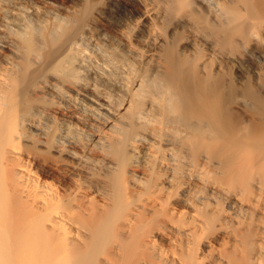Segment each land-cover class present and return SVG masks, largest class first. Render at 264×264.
I'll use <instances>...</instances> for the list:
<instances>
[{"label": "bare ground", "instance_id": "obj_1", "mask_svg": "<svg viewBox=\"0 0 264 264\" xmlns=\"http://www.w3.org/2000/svg\"><path fill=\"white\" fill-rule=\"evenodd\" d=\"M0 264H264V0H0Z\"/></svg>", "mask_w": 264, "mask_h": 264}, {"label": "rangeland", "instance_id": "obj_2", "mask_svg": "<svg viewBox=\"0 0 264 264\" xmlns=\"http://www.w3.org/2000/svg\"><path fill=\"white\" fill-rule=\"evenodd\" d=\"M172 53H174V52H172ZM229 67L230 68H228L227 70H224L223 77L225 76V77H227V79H231V80L237 78V76L239 75V72H238L239 69H237L235 66H229ZM229 90L231 91V93H230L231 96H233V94H235V92H236V88H235L234 85L230 86V89ZM231 101H232V97H231V100H229L228 102H231Z\"/></svg>", "mask_w": 264, "mask_h": 264}]
</instances>
